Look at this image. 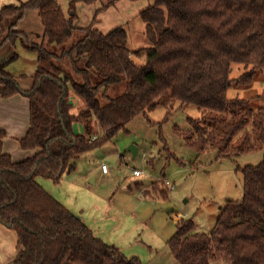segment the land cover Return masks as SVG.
<instances>
[{"label": "trees", "instance_id": "obj_1", "mask_svg": "<svg viewBox=\"0 0 264 264\" xmlns=\"http://www.w3.org/2000/svg\"><path fill=\"white\" fill-rule=\"evenodd\" d=\"M118 1L100 0L97 11ZM77 2L69 0L68 16L56 0H27L0 10V48H8L0 58V95L28 98L30 127L20 145L38 150L15 162L3 152L0 131V224L16 234L12 264H142L96 237L36 177L60 183L82 154L165 100L203 111L189 129L175 130L198 154L210 147L217 148L218 158L263 150L258 165L241 169L243 198L221 207L211 233L197 231L192 220L178 222L167 241L174 259L178 264H264V108L227 95L234 82L248 85L264 71V0H154L138 14L141 47L130 43L126 26L107 34L92 25L76 28ZM35 12L42 27L39 42L17 28ZM18 41L37 57L28 88L6 69L19 57ZM233 63L245 70L235 79ZM123 81L125 91L103 103L101 96ZM72 92L84 102L77 114ZM77 122L81 134L74 130Z\"/></svg>", "mask_w": 264, "mask_h": 264}, {"label": "rangeland", "instance_id": "obj_2", "mask_svg": "<svg viewBox=\"0 0 264 264\" xmlns=\"http://www.w3.org/2000/svg\"><path fill=\"white\" fill-rule=\"evenodd\" d=\"M28 19L19 21L17 28L24 29L26 26L33 29V34L36 29L37 32L39 30L34 40L41 41L42 27L37 12ZM142 29L143 23L139 18L129 26L130 43L136 47L142 45ZM7 51V46L0 48L1 54ZM16 51L19 57L6 69L18 77L23 88H28L37 57L32 51L24 49L19 41ZM244 71L243 65L233 63L230 77L235 79ZM20 75L24 76L19 78ZM93 81H98L96 76ZM125 84L123 81L110 87L106 95L101 96L102 102L122 94ZM227 95L231 99L250 100L253 109L264 108V71L258 72L248 85L234 82ZM70 101L74 102V113L84 108L83 100L73 92ZM202 116L203 111L195 105L162 101L155 109L136 116L127 124L125 131L119 132L112 140L77 158L74 161L75 170L70 174L64 173L60 183L48 182L70 200L89 206L99 197L117 208L125 220L121 228L131 229L134 226L135 229L131 243L120 238L117 239L119 242L112 239L123 248L125 255L139 257L143 264H178L167 245L178 222L189 219L195 223L197 231L211 233L221 207L227 201L243 198L241 169L258 165L263 159V150L218 158L217 148L210 147L198 154L175 130L189 129L190 121ZM74 130L83 133L82 124L75 123ZM93 131L100 134L97 127ZM131 145L138 148L134 159L128 151ZM103 164L107 166V173L102 172ZM135 170L143 173L136 176ZM91 179L93 183L89 182ZM119 214L110 220L121 222ZM103 228L108 230L110 227ZM152 253L157 255L150 257Z\"/></svg>", "mask_w": 264, "mask_h": 264}, {"label": "crops", "instance_id": "obj_3", "mask_svg": "<svg viewBox=\"0 0 264 264\" xmlns=\"http://www.w3.org/2000/svg\"><path fill=\"white\" fill-rule=\"evenodd\" d=\"M23 1L27 0H0V10L4 6L10 4L20 5ZM56 1L61 6L63 12L67 15L69 0ZM77 1V19L75 21V27L81 29L92 25L93 28L103 34H107L119 26H126L129 30L131 23L134 22L136 18H139L138 14L154 2V0H120L115 5L98 12L97 10L101 8L100 0H96L89 4L83 2V0ZM32 14L34 13L26 14L22 20H29L28 18H30ZM140 27L142 28V26ZM22 30L26 31L32 39L34 38L35 33H39V30L37 32L36 29V32L33 34V29L26 26ZM7 55V52H4V54L0 53V58L6 57ZM72 103L74 102L72 101ZM29 127L30 106L28 98L21 94H16L9 98H3L0 95V131L5 133L2 142V149L3 152L10 155L15 162L30 158L38 151L24 150L20 145V140L25 137ZM48 181L49 179L44 177H36V182L70 212L78 216L85 225L93 231L96 237L109 245L117 246L122 252L123 248L119 246L118 243H115L119 242L117 239L120 238L124 242L128 241L131 243L135 235L134 226H132L131 229L121 228V225L125 220H123L122 213L119 214L117 208L110 206L109 203H106L99 197L95 198L89 206L70 200L69 197H63L61 191L57 190L54 186H51ZM118 214L121 217V222L117 223L114 219L110 220L114 216L117 217ZM123 217L126 216L123 215ZM105 226L110 228L105 230L103 228ZM113 238L115 242L112 240ZM17 252L15 232L0 224V264H12ZM152 255L156 256L157 254L152 253L150 257ZM127 257L131 258L130 256Z\"/></svg>", "mask_w": 264, "mask_h": 264}, {"label": "built area", "instance_id": "obj_4", "mask_svg": "<svg viewBox=\"0 0 264 264\" xmlns=\"http://www.w3.org/2000/svg\"><path fill=\"white\" fill-rule=\"evenodd\" d=\"M95 138H96V136H92L90 140H94ZM101 169H102L103 173H107L108 172L107 166L104 165V164L101 166ZM142 173L143 172L140 171V170H135L134 171V175H136V176H140Z\"/></svg>", "mask_w": 264, "mask_h": 264}, {"label": "water", "instance_id": "obj_5", "mask_svg": "<svg viewBox=\"0 0 264 264\" xmlns=\"http://www.w3.org/2000/svg\"><path fill=\"white\" fill-rule=\"evenodd\" d=\"M128 151L132 154V158L134 159L138 154V148L134 145H131L128 148ZM90 183H93V179L89 180Z\"/></svg>", "mask_w": 264, "mask_h": 264}]
</instances>
